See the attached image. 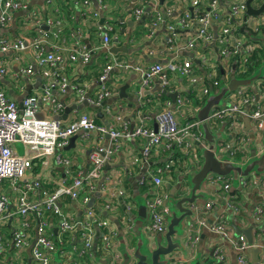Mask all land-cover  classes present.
<instances>
[{
	"label": "crops",
	"instance_id": "crops-1",
	"mask_svg": "<svg viewBox=\"0 0 264 264\" xmlns=\"http://www.w3.org/2000/svg\"><path fill=\"white\" fill-rule=\"evenodd\" d=\"M101 1L100 5L98 0H90L91 4L84 6L76 0H26L29 11L23 13V9L12 14L8 25L0 30V38H24L30 42L40 34L35 29V21L48 19L52 24L43 28L48 33L44 47L46 52L60 54L62 61L54 65H39L30 47L22 51L0 52V67L5 68L0 75V86L7 97L20 107L24 97L36 95L39 99L36 115L39 118L58 119L63 125H68L85 114L97 123L115 129H120L123 123L129 128L137 125L156 128L155 115L167 108L175 114L179 125L196 123L194 130L197 138L190 144H186V141L177 143L171 149H165L161 144L154 145L144 162L141 151L147 139L142 136L120 137L115 151L102 167L100 178L94 181L95 190L89 193V202L84 204L82 201L85 191L76 199L67 195L58 199L62 212L77 224L72 231L62 233L58 217L48 210L43 211L46 233L57 244L56 251L51 254L52 264H57V260L61 264H123L125 254L132 255L140 237L154 240L159 236L149 232L147 200L157 191L165 195L167 224L172 212L180 215L176 201L183 195H190L195 176L205 163L204 150L210 146L218 162L228 159L240 166L243 172L247 168L249 171L237 178L232 172L220 175L208 171L205 174L195 190L199 196L193 204L185 202L181 205L191 208L193 213L185 216L178 225V233L172 236L176 247L161 260H168L167 264H238L232 241L242 234L251 245L246 253L250 264H253L254 248L259 249V264H264V158H261L264 154V126L258 127L257 121L248 116L255 106L264 110L263 89L260 86L264 60L251 77L236 76V60L220 54L225 47L219 40L221 21L211 23L213 35H218L214 41L205 43L199 40L192 50L185 48L187 39L199 26L197 21H192L189 28L175 29L173 47H169L166 25L174 23L179 15L191 9L189 0L172 1V14L163 18L153 37L146 36L147 15L135 18L133 14L139 0ZM238 1L222 0L221 16L227 13L230 4ZM263 1L252 0L251 6L259 7ZM164 4V0H157L156 7L162 11ZM263 21L264 12L259 16L248 14L242 20H236L232 39L235 43L239 41L242 47H248L250 53L253 49L264 52ZM236 28L239 29L238 33L235 32ZM104 31L109 33L106 47L103 45ZM79 45L92 49L86 63L69 60V54ZM242 53H239V71L244 64L241 61ZM185 58L192 59L193 72L199 76L198 81L190 82L178 73L165 69L169 81L166 86L161 85L156 77L146 85L142 83V71L153 63L166 65ZM114 60L137 66L139 70L113 66L105 80L112 93L97 104L93 101L99 91L98 77L105 65L112 64ZM195 60L201 61L196 63ZM28 66L32 67V73L21 71ZM53 73L66 77L68 83L64 91L58 87L50 90L51 99L62 104L60 109L55 110L51 100L43 99V89L54 78ZM253 77L249 84L226 91L220 104L213 105L210 111L203 109L207 99L218 94L232 80ZM213 80L218 81L217 86H211ZM205 87H208L207 93H203ZM252 97L256 100L254 104H251L253 101L243 102L245 98ZM233 103L242 109L235 122L232 117L210 116L213 109ZM72 105L80 108L66 111ZM71 137H74L73 141H69V138L67 144L57 148L53 154L32 159V165L21 179V184L38 180L41 188L29 191V200L40 201L44 196L43 191H54L60 184L69 185L76 176H84L91 167L90 153L98 146L106 147L111 142L107 134L98 132L88 135L78 132ZM12 146L19 155L33 154L21 142H14ZM159 169L163 183L156 186L151 176ZM219 176L225 177L229 184L227 189H224ZM0 193L8 198V206L0 217V264H30L38 218L34 213L26 216L18 214L19 187L14 188L4 181L0 184ZM206 203L211 206L207 208ZM257 208H261L258 219L255 218ZM97 219L105 220L107 226L94 224ZM26 221L28 227L23 224ZM219 221L228 229L229 237L210 230L209 227ZM85 222L91 223L94 230L92 254L84 250L81 226ZM239 229L249 232V237L239 233ZM17 230L27 234L28 243L24 248L14 245L13 233ZM107 232L109 248L103 251L101 245ZM195 236L198 237L196 241ZM97 247L98 254H95ZM217 250L223 256L220 262L216 256Z\"/></svg>",
	"mask_w": 264,
	"mask_h": 264
},
{
	"label": "built area",
	"instance_id": "built-area-1",
	"mask_svg": "<svg viewBox=\"0 0 264 264\" xmlns=\"http://www.w3.org/2000/svg\"><path fill=\"white\" fill-rule=\"evenodd\" d=\"M171 0H164V3ZM84 6L91 4L90 0H76ZM27 2L25 0H0V30L7 26L11 21L12 14L15 11L23 10L27 8ZM101 5L102 1L98 0ZM201 3V4H200ZM220 0H189L191 9L179 15L174 23L166 25L168 29L167 44L169 47H173V36L176 28H189L192 21H197L199 26L195 32L187 39L184 47L193 49L199 40L205 43H210L218 38L215 37L210 29L212 21H221V28L219 33V40L225 47L220 50V54L223 57H232L239 55L243 52L241 61L246 62L250 49L248 47H242L241 43L234 42L232 39L233 25L235 21L242 20L243 16L248 15L246 13L245 0H240L230 4L227 13L221 16ZM205 5L207 8L200 11L198 5ZM157 0H139L136 7L133 8V14L135 18H139L142 15H147V22L145 24L146 36L153 37L157 29L163 23V18L171 15L174 6L171 3L167 4L162 11L156 7ZM153 10V13L151 12ZM95 15L97 12H93ZM59 22H57L58 24ZM52 24V21H42L40 19L35 21V29L39 31L36 37L30 42L24 38L8 39L5 37L0 38V52L8 51H22L26 48H32L34 50L35 61L39 65L50 64L54 65L57 62L62 61V56L52 51L45 50L44 44L48 33L43 30L45 25ZM264 24V21H263ZM56 36V35H54ZM234 36V34H233ZM103 45L106 47L109 42V33L104 31L103 33ZM91 48L85 47V45H79L78 49L72 51L69 54V60L80 61L86 63L89 61L91 55ZM201 60H199L200 62ZM133 68L139 70V67L131 64H126L121 61L114 60L113 63L105 65L103 71L98 77L99 91L93 102L100 103L105 97H108L112 91L105 85V80L108 71L113 67ZM176 72L179 75L187 78L190 82H196L199 80V76L193 72L194 66L192 59L185 58L184 60L170 61L166 65L160 63H153L149 68L142 71L141 81L144 85L151 82L153 78H158L161 85L166 86L168 84V75L165 71ZM22 72L32 73V67L28 66L26 69H21ZM5 72L4 67H0V75ZM54 78L43 89L44 100H51L53 102V109H60L61 103L55 102L50 97L51 88L58 87L61 91H64L68 87L67 79L64 76H60L58 73H53ZM211 86H217L218 81H211ZM208 92V87L203 89V93ZM264 98V91L261 93ZM38 97L36 95H28L21 101V105L16 101L7 97L6 93L0 86V184L4 181H8L14 188L19 187L20 195L17 202V212L21 216H26L28 213H34L38 218L37 223V236L35 242L31 248V263L30 264H52L51 254L56 251L57 244L50 239L45 229V219L42 218L43 211L52 212L59 219V229L62 233L70 232L76 227V223L72 222L69 217L64 214L58 205V199L67 195L71 199H76L80 194L82 201L87 204L90 200L89 193L95 190L94 181L98 180L102 173L103 165L110 159L113 152L117 147V141L120 137L133 138L142 136L147 139L145 146L143 147L141 154L144 162L147 161L150 151L154 145L161 144L165 149H171L175 144H190L194 138H197L194 127L196 123H188L186 125H179L175 114L170 109H164L155 115L156 128H150L144 125H137L129 128L123 123L120 129L107 127L103 124H99L94 118L88 115H80L78 118L72 120L68 125H63L58 119L51 118H39L37 117L38 109ZM254 104L255 98H245L244 103L251 102ZM55 107V108H54ZM242 113L241 107L236 104H230L223 108L213 109L210 116L215 118L232 117L233 121H236L237 114ZM248 116L257 121L258 127L264 126V110L259 106H255L253 110L248 113ZM80 132L82 135H88L90 132H98L107 134L110 138L108 146H98L89 155L91 167L84 176H76L73 179L72 184H60L54 191H43V198L40 201H31L28 199V192L34 189L41 188V183L38 180L25 181L21 184V179L24 177L27 169L32 165V159L41 157L44 155L53 154L57 148H61L67 144L68 139ZM188 141V139H190ZM14 142H21L28 146L29 150L33 152L31 156L17 154L12 144ZM58 161L61 160L58 158ZM161 170L159 169L155 174L151 176L152 182L156 186H160L163 183L161 177ZM223 182L224 189L229 187L228 182L224 176H219ZM86 189V190H85ZM165 195L158 191L147 200V208L150 214L149 232L153 234H162L167 231V208L165 207ZM8 206V198L5 194L0 193V217ZM205 206L209 208L210 203H206ZM89 214L91 211L88 212ZM261 208H257L255 211V218L260 217ZM99 226H107L105 220L97 219L93 222ZM25 227L29 226L28 221L23 223ZM82 239L84 250L88 254H92V241L94 230L92 224L85 222L82 224ZM226 227V226H225ZM221 221L211 225L209 228L211 231L219 233L221 236L229 237L230 233L228 229H225ZM198 239L194 237V241ZM13 242L16 248H24L27 246V234L23 230H17L13 233ZM233 248L236 254V261L238 264H250L246 253L251 248V245L246 241L244 235L239 234L232 241ZM109 248V233L107 232L103 237L101 249L107 251ZM217 260L220 262L223 256L220 251H216Z\"/></svg>",
	"mask_w": 264,
	"mask_h": 264
},
{
	"label": "water",
	"instance_id": "water-1",
	"mask_svg": "<svg viewBox=\"0 0 264 264\" xmlns=\"http://www.w3.org/2000/svg\"><path fill=\"white\" fill-rule=\"evenodd\" d=\"M160 1L162 2V0ZM251 1L252 0L245 1L246 13L255 16H259L260 14H262L264 12V1L261 3L259 7L256 8L251 6ZM27 11H29L28 7L24 9L22 12L25 13ZM195 62L199 63V60H195ZM254 78L255 77L248 79L232 80L231 83H229L227 86L222 87L219 90L218 94L210 96L207 99L206 105L203 107V109H205L206 111H210L213 105L217 106L220 104L221 98L226 93V91L236 90V87L241 84L242 85L249 84L251 80ZM122 90L124 89L122 88ZM171 96L172 98H174L175 93L172 94ZM75 107L80 108V106L72 105V107L66 108V111L73 109ZM199 118L204 119L205 117L204 118L199 117ZM73 139L74 137H70L69 141H73ZM211 149L212 146L204 150L205 163L203 168L195 176L194 184L192 188H190V195L187 194L183 195L176 201V208L180 211V215H177L176 213L173 212L171 213L172 216L168 219L167 231L165 232L164 235L158 234L159 236L154 240H149L147 238L142 239L140 237L132 255L130 256L127 253L125 254L123 264H131L133 261H134L133 264H167L168 260H161V257L164 255H170L172 253L173 249L177 245V243L173 241L172 236L178 233V225L185 218V216L192 215L193 213V210L191 208L181 207V205L182 203L185 202H188L189 204H193L195 198L199 196L198 194L195 193V190L198 189L200 181L205 176V174L208 171H215V173H218L220 175H225L228 172H232L234 177L237 178L238 175H245L249 171V168H247L243 172L240 166L233 164L232 162L228 161V159H226V161L223 160L222 162H218L214 158V154L211 151ZM261 158H264V154L262 155ZM252 164L253 162L250 165ZM234 227L237 228L236 225H234ZM240 232L245 233L249 237V232L239 229V233ZM163 240H165V242H163ZM249 241H251V239ZM258 252L259 249L257 248H254L252 250L253 264H259ZM130 257H133V259L130 260ZM208 263L209 262H207V264ZM57 264H61V263L57 260Z\"/></svg>",
	"mask_w": 264,
	"mask_h": 264
},
{
	"label": "trees",
	"instance_id": "trees-1",
	"mask_svg": "<svg viewBox=\"0 0 264 264\" xmlns=\"http://www.w3.org/2000/svg\"><path fill=\"white\" fill-rule=\"evenodd\" d=\"M26 1V0H25ZM173 0H171V1H167L165 4H164V7L167 5V4H169V3H171ZM220 2H222V0H220ZM224 2V1H223ZM201 4V3H200ZM198 5V9L200 10V11H202V10H205L207 7L205 6V5ZM235 32H239V29L238 28H236L235 29ZM230 58H232V59H234V60H236V64H237V67H236V69H235V75L236 76H239V77H251L252 75H253V71L255 70V69H257L260 65H261V62L264 60V52H262V50H255V49H253L252 51H251V53H250V55H249V57H248V59H247V61L246 62H244V64H242L243 65V67L241 68L242 70L241 71H239V67H238V65H239V63H240V55H235V56H232V57H230ZM261 89H263V91H264V75H263V77H261ZM177 153V152H176ZM94 251H92V253H93ZM95 254H98V247H97V249L95 250Z\"/></svg>",
	"mask_w": 264,
	"mask_h": 264
},
{
	"label": "rangeland",
	"instance_id": "rangeland-1",
	"mask_svg": "<svg viewBox=\"0 0 264 264\" xmlns=\"http://www.w3.org/2000/svg\"><path fill=\"white\" fill-rule=\"evenodd\" d=\"M20 154H21V152H20ZM134 262V261H133ZM133 262L131 263V264H133Z\"/></svg>",
	"mask_w": 264,
	"mask_h": 264
}]
</instances>
